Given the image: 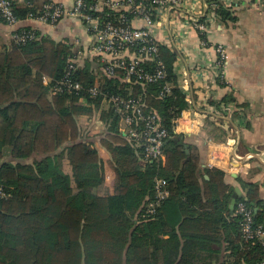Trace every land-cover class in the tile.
Returning a JSON list of instances; mask_svg holds the SVG:
<instances>
[{"label": "trees", "instance_id": "1", "mask_svg": "<svg viewBox=\"0 0 264 264\" xmlns=\"http://www.w3.org/2000/svg\"><path fill=\"white\" fill-rule=\"evenodd\" d=\"M211 1L215 16L234 20L218 0ZM45 3L12 0L13 13L18 20L27 19ZM85 3L92 7L96 0ZM36 35L34 41L13 42L0 52V185L7 195L0 199V264H158L159 256L170 264H195L212 256H217L216 264L264 261V240L241 239L239 218L228 208L233 193L226 194L224 172L201 169L194 147L174 131L175 120L188 107L176 84L174 54L159 47L157 57L166 73L159 83L142 87L102 78L99 86L109 96L128 91L141 96L145 110L158 114L168 133L164 164L143 160L142 149L120 133L119 117L111 109L101 113L106 128L97 143L109 156L103 160L77 124L78 117L92 115L99 105L100 98L88 94L95 83L91 63L75 74L82 85L79 94L49 97L73 51L68 40ZM44 77L51 79L48 86ZM164 84L172 92L160 98ZM221 103L235 101L229 97ZM221 121L209 125L220 127ZM63 159L71 176L62 169ZM107 169L113 179L111 192L103 195L97 192L105 187ZM156 179L165 180L169 196L149 212ZM242 188L246 193L238 200L253 210L255 224L264 229L258 185L242 183ZM215 243L227 248L221 261Z\"/></svg>", "mask_w": 264, "mask_h": 264}, {"label": "crops", "instance_id": "2", "mask_svg": "<svg viewBox=\"0 0 264 264\" xmlns=\"http://www.w3.org/2000/svg\"><path fill=\"white\" fill-rule=\"evenodd\" d=\"M112 1L120 3L122 0ZM55 2L70 7L73 0ZM204 2L207 3L205 7ZM218 2L232 13L234 20H223L215 16L216 6L211 0H185L183 5L170 12L161 10L156 19L154 37L160 42L161 48L175 55L173 68L176 84L188 105L177 119L174 131L184 135V143L194 147L203 170L207 169L205 162L208 154L212 150L219 151L216 165L225 174L224 182L229 187L226 194L239 191L244 197L246 189L242 188V183L257 184L259 197L264 201V0H218ZM203 16L211 19L206 36L200 35L191 26L195 18ZM133 25L139 27L143 23L136 19ZM22 28L33 29L39 35L49 36L56 42L68 40L71 46L73 41L78 39V47H74L73 44L71 49L74 47L76 51L77 49L82 51L79 68L84 63H91L94 81L100 83L102 78H106L101 73L100 65L83 55L84 47L91 42V36L75 21L65 19L56 26L29 18L18 20L14 26L0 23V52L8 49L13 43L12 32ZM220 44L225 47L227 55L221 78L217 76L215 67L217 55L215 48ZM112 79L121 83L127 82L120 78ZM53 95L49 89V97ZM229 97L235 101L234 109L227 111L225 117L220 118L222 120L220 127L210 126L209 121L214 122V119H217L213 107L228 100ZM107 106L105 99L100 97L99 105L92 115L77 118L80 132L88 135L103 160H108L109 156L97 140L105 132L106 124L101 120V113L108 110ZM118 129L120 131L119 122ZM120 133L125 137L121 131ZM231 136L235 140V153L243 157L242 160H238L231 153L228 154L227 144ZM30 161L26 162L31 163ZM61 166L63 171L71 176V167L66 159L62 160ZM105 172L106 191L103 195L111 192L109 186L113 179L108 169ZM203 178L208 180L206 174ZM253 209L254 212L258 210L256 205ZM162 239L167 240L168 236L164 235ZM212 248L220 252L221 261L226 254L225 245L215 243ZM176 260L179 261L178 257ZM204 260L194 263L218 262L217 256H212L208 261ZM157 263L170 264V260L159 256Z\"/></svg>", "mask_w": 264, "mask_h": 264}, {"label": "built area", "instance_id": "3", "mask_svg": "<svg viewBox=\"0 0 264 264\" xmlns=\"http://www.w3.org/2000/svg\"><path fill=\"white\" fill-rule=\"evenodd\" d=\"M184 1L122 0L117 3L112 0H96L92 7H87L85 0H73L70 7H65L55 0H46L42 9L36 15L30 14L28 18L51 26H56L65 19L75 21L91 36V42L84 47L83 55L100 65L101 73L106 78H120L128 83L133 81L134 84L143 87L159 83L166 77L165 66L157 57L160 42L153 34V30L157 26L156 19L161 10L170 12L183 5ZM203 5L205 7L207 3L204 2ZM105 11L109 13L101 16ZM136 19L142 21L143 25L135 27L133 21ZM210 20L206 16L197 17L191 22V26L200 35L206 36ZM17 22L18 19L13 13L12 0H0V23L14 26ZM36 34L33 29L22 28L13 31L11 38L15 44L24 45L36 40ZM73 44L77 48L79 40L75 39ZM73 49V55L66 59L62 78L50 89L54 95L59 93L77 95L82 90V85L75 76L79 70V58L82 51ZM215 49L217 54L215 67L217 76L221 78L227 61L226 49L221 44L216 45ZM152 63L154 66L148 69L147 65ZM50 82L51 79L43 78L44 86H48ZM99 86L100 83L95 81L94 86L89 88L90 97L95 100L100 97L105 99L108 109L113 110L119 117L120 131L127 139L134 141L137 148L142 149L144 161L163 164L165 159L163 146L168 133L162 127L158 114L145 110L146 106L141 96L133 97L129 91L125 95L109 96L105 95ZM171 92L172 86L164 84L159 92V97H167L171 95ZM233 109V105L220 102L213 107V112L215 118L220 119L225 117L227 111ZM234 141L232 136L228 140V154L231 153L238 160H242L243 157H239L235 153ZM219 155V151L212 150L208 154L205 167L210 170L218 169L216 162ZM168 196L169 190L165 180L156 179L154 199L147 205L148 211L153 212ZM6 197L3 187L0 185V199ZM233 212L239 218L242 241L262 243L264 229L261 225L255 224L253 210L241 200H237ZM260 264H264V261Z\"/></svg>", "mask_w": 264, "mask_h": 264}, {"label": "water", "instance_id": "4", "mask_svg": "<svg viewBox=\"0 0 264 264\" xmlns=\"http://www.w3.org/2000/svg\"><path fill=\"white\" fill-rule=\"evenodd\" d=\"M239 197H242V196H241L239 191H236V193H234V195H233V197L231 199L230 206H229V209H230L231 213L233 212L235 204H236V202H237Z\"/></svg>", "mask_w": 264, "mask_h": 264}, {"label": "rangeland", "instance_id": "5", "mask_svg": "<svg viewBox=\"0 0 264 264\" xmlns=\"http://www.w3.org/2000/svg\"><path fill=\"white\" fill-rule=\"evenodd\" d=\"M106 157V156H105ZM106 188L105 187H103V188H101V189H99V191L97 192V193H99V194H104L105 193V190Z\"/></svg>", "mask_w": 264, "mask_h": 264}]
</instances>
